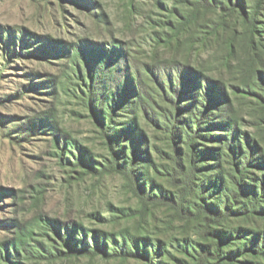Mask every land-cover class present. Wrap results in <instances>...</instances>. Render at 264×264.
<instances>
[{
	"label": "rangeland",
	"instance_id": "374dc122",
	"mask_svg": "<svg viewBox=\"0 0 264 264\" xmlns=\"http://www.w3.org/2000/svg\"><path fill=\"white\" fill-rule=\"evenodd\" d=\"M256 1L247 0L250 7ZM193 3L194 0H0V244L16 239L23 229H32L43 217L62 225L79 223L103 230L108 234L106 247L110 255L54 257L57 259L38 264H198L201 249L211 243L200 235L198 219H182L166 203L146 206L139 200L127 175L111 168L113 157L98 113L90 107L92 94L87 83L72 77L73 60L81 61L79 49L97 55L96 50L102 46L123 47L135 64L134 76L136 69L150 76L147 65L156 71L171 69L158 63L161 61H174L173 66L182 68V62L197 66L226 84L231 108L237 110L238 125L260 140L264 148V108L253 95L240 89L245 86L240 63L245 58L247 34L239 30L245 27L227 16L226 29L217 13L205 9L185 28L179 27L180 21L192 12ZM259 25V38L264 40V17H259ZM117 65L108 69L116 70ZM111 76L120 75L113 71ZM154 80L149 81L156 91H151V86L148 90L156 100L153 107L157 116L162 114V127L139 116L147 138L142 149L149 148L155 164L163 163L158 172L152 170L151 176L169 194L177 188L167 171V166L173 165L174 150L163 115H169L173 107ZM134 108L132 102L122 98L114 114L109 108L105 110L106 124L113 130L128 127L136 117L131 112ZM177 113L174 110L175 116ZM190 116L193 115L184 110L179 126L187 129L184 119ZM203 133L224 132L217 128ZM132 137L124 135L121 139L127 157L120 163L126 161L128 168L136 172L143 165L141 160L136 161L134 153L148 155L132 147ZM136 137L135 142L139 140ZM179 142L178 147L184 145ZM195 143L198 149L223 147V153L228 154L223 141L202 137ZM79 147L88 149L93 168L80 164ZM191 153L187 150L184 155L190 157ZM217 163L213 157L202 159L199 180H215V169L223 170L215 166ZM227 167L230 169V165ZM249 170L260 177L264 173L261 167L251 166ZM238 222L240 226L264 230V214L256 213L252 219ZM227 229L230 228H221ZM123 234L142 239L138 250L128 241L125 250L117 253L124 245ZM92 237L90 244L94 246ZM43 239L51 242L46 236ZM242 258L256 264L259 261L252 255ZM0 264L10 263L0 258Z\"/></svg>",
	"mask_w": 264,
	"mask_h": 264
},
{
	"label": "trees",
	"instance_id": "16d2710c",
	"mask_svg": "<svg viewBox=\"0 0 264 264\" xmlns=\"http://www.w3.org/2000/svg\"><path fill=\"white\" fill-rule=\"evenodd\" d=\"M204 9L217 13L226 29L229 27L225 22L227 16L231 17L230 20L236 19L239 27H245L239 30L240 34L244 31L247 34L245 58L240 63L243 71L242 83L245 86L240 89L253 95L264 108V40L259 38V17H264V0H257L254 7H250L247 0H194L192 12L180 21L179 27L184 25L185 28ZM175 27L176 25L173 26ZM79 50L81 61L73 60L72 77L87 83L85 85L92 94L89 97L90 107L97 111L101 121V129L113 157L111 168L127 175L132 182L133 191L146 206L166 203L175 209L178 217L185 220L198 219L200 235L211 242L207 248L201 249L198 264H256L242 258L250 255L259 259L257 264H264V230L238 225L240 219H252L256 213L264 214V173L260 177L249 170L251 166L264 169V148L260 140L252 138L250 132L241 130L238 125L237 110L231 108V96L226 84L206 75L197 66L182 62V68L173 66L174 61L170 60L158 62L171 67L169 70L159 68L156 71L147 65L150 76L138 69L134 76L135 64L121 46L114 45L111 49L106 46L99 47L96 50L99 53L97 55L87 53L81 48ZM110 65H117L116 70H109ZM113 71L120 76H111ZM152 79H155L156 85L162 89V95L173 107L170 111L167 109L169 115H163L168 122V140L174 150V156L171 157L173 165L171 168L167 166V171L170 170L169 176L177 188V191L169 194L151 176L152 170L158 172L163 163L155 164L150 159L149 148L142 149L147 138L140 127L139 116L142 114L153 124L162 127V114L157 116L153 107L156 100L148 90L149 86L151 91L156 89L150 85L149 80ZM122 98L126 103L132 102L135 108L131 112L136 117L128 127L113 130L112 126L106 124L105 110L109 108L114 114ZM174 110L178 111L176 116ZM184 110L193 115L184 119L187 129L179 126ZM217 128L224 133H203L205 130L212 131ZM111 130L114 132H109ZM124 135H133L130 142L132 147H137L148 155L134 151V158L137 162L141 160L143 165L141 171L134 172L132 168H128L126 161L120 163L127 157L125 146L120 144ZM136 136L139 137L137 142ZM202 137L223 141L228 154L223 153V147L198 149L195 141ZM179 141L184 145L178 147ZM79 148L80 164L93 168L94 160L88 149ZM187 150L192 151L190 157L184 155ZM207 157L218 160L219 163L215 166L223 168L222 171L215 169V180L207 179L208 182L199 180L197 176L198 170L202 168V159ZM227 165H230V169ZM221 228L230 229L223 231ZM50 231L54 236H50ZM106 235L108 234L103 230L89 229L83 224L62 225L42 217L40 223L37 222L32 229H23L16 239L0 244V258L10 264H38L42 260L57 259L54 257L97 256L99 253L107 256L110 252L106 247L109 240ZM43 236L51 242L43 239ZM90 237L94 240V246L90 244ZM135 238L134 240L123 234L121 241H124V245L120 252L116 250L117 253L125 250L128 241L138 250L142 239ZM158 242H161V246L165 245L163 241ZM117 244L120 246L118 241ZM16 258L23 260L16 261Z\"/></svg>",
	"mask_w": 264,
	"mask_h": 264
}]
</instances>
